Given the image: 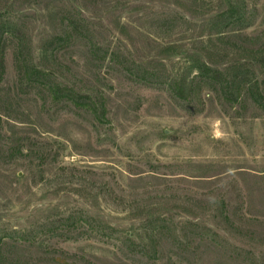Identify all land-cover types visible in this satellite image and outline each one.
<instances>
[{
    "label": "rangeland",
    "instance_id": "rangeland-1",
    "mask_svg": "<svg viewBox=\"0 0 264 264\" xmlns=\"http://www.w3.org/2000/svg\"><path fill=\"white\" fill-rule=\"evenodd\" d=\"M6 29L0 264H264V0H0Z\"/></svg>",
    "mask_w": 264,
    "mask_h": 264
},
{
    "label": "trees",
    "instance_id": "trees-1",
    "mask_svg": "<svg viewBox=\"0 0 264 264\" xmlns=\"http://www.w3.org/2000/svg\"><path fill=\"white\" fill-rule=\"evenodd\" d=\"M68 23L64 27L63 34L57 37L58 43L61 42H69L72 37L75 35H81L83 36V29L85 28L84 25L81 23L79 19L73 18V17H67L66 18ZM13 34V31L11 29H6L5 31L0 32V79H2L3 75L5 74V50H6V42L4 35L6 33ZM19 33V32H14ZM20 34V33H19ZM17 34V35H19ZM85 36V35H84ZM23 39L18 36V42H17V48L15 49V57L18 65V70L21 75V77L24 80H27V82H30L31 84L34 83L35 85H43L47 86L49 91L54 95V97H57L59 100H70L76 105H81L83 102H81L82 99H84L83 96L80 94H77L74 90L66 88L61 86L59 83H53L50 81V73L46 70H42L37 68L36 66L30 65L25 63L24 61H21L20 58H22L23 54ZM22 63V64H21ZM199 69V75L201 77H209L212 78L216 83L220 84L223 92H226L223 87V83L221 81H218V72L213 70L212 68L203 65L202 67H198ZM182 93H185L182 91ZM235 100H237V97L241 95V92L237 90L235 92ZM248 95L250 98L256 103L259 107H261L264 110V94L262 92V89L260 87V83L258 81L255 82L254 85L248 88ZM85 105V103L83 104ZM87 106V105H85ZM89 109L93 111L97 117L99 114V108L95 106V104H88ZM103 115V114H100Z\"/></svg>",
    "mask_w": 264,
    "mask_h": 264
}]
</instances>
